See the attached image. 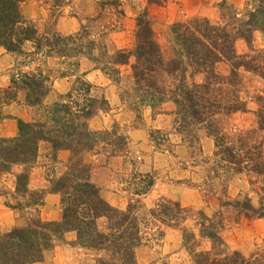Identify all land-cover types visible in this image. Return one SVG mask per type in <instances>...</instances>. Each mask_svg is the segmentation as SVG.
<instances>
[{
    "label": "rangeland",
    "instance_id": "obj_1",
    "mask_svg": "<svg viewBox=\"0 0 264 264\" xmlns=\"http://www.w3.org/2000/svg\"><path fill=\"white\" fill-rule=\"evenodd\" d=\"M221 1L165 0L161 4H149L147 0H65L61 6H54L51 1L44 3L42 0H25L21 6L23 14L39 29L40 34L46 33L50 39L55 34L61 37L75 35L68 41L66 47L81 49L77 58H64L52 54L60 57L59 66L54 70L53 75L69 76V90L72 85H79L76 84L78 77L86 81L90 79L100 85L106 76L119 88L118 98L110 100L101 93V87L93 86L89 81L90 92L84 95L80 91L81 95L77 98L79 103H84L88 101V97H91L93 114L86 118L81 115H66L63 120L68 121L66 128L58 127L60 123H54L51 120L52 115L48 112L49 106L57 101L58 97L47 96L48 92H46L41 97L40 103L28 104L35 109V117L31 121L46 122V129L51 133H54L55 129L61 132L72 131L73 128L83 131L84 129L79 127L83 120L88 129L93 131L89 137H84L85 143L76 145L73 153L68 150L69 154L63 161L57 159V151L64 148L53 150L49 144L41 142L40 152L28 169L29 174L33 172L31 176L29 175L30 179L28 176V182L32 188H36L31 191L41 190L39 186L42 185H48L50 189L53 179L62 175L67 170L66 166H70L74 160H79L88 165L90 180L92 179L91 181L99 187L100 195L112 206L123 210L130 197L139 200L134 212L139 218L143 239L134 250L135 264H193L191 250L194 252L207 250L212 243L198 234L195 239L185 243L182 229L197 232V221L200 218L212 217L222 222L223 244L218 245L215 251L217 254L212 253L211 257H221L235 250L250 258L264 255V216L254 215L250 210L255 208V211L264 213V207L260 208L264 204V174L248 171L250 167L241 173H236L230 168L221 166L223 161L219 160V156L217 157L215 145L216 138L222 134L231 141H237L240 135L245 136L252 144L258 143L263 136L262 131L258 129L256 112L260 105L264 104V74L261 75L257 70L258 64L260 66L264 64V36L259 31L254 32L252 48L255 51L253 55L257 57L255 68H240L235 76L236 84H230L223 79L229 74L230 65L227 63L216 65L215 70L221 75L217 80L222 82L214 85L216 94L220 93L226 97L222 100L225 101L223 103L237 99L245 108L231 112L222 109L211 121V129L207 127V120L197 123L188 115L180 120L181 116L176 114L178 106L170 99L160 104L155 102L153 106L149 103H136L135 98L144 92L145 86L137 87L134 83L131 69L134 58L131 57L129 63L124 65L113 62L114 54L118 50L133 48L136 17L143 11L147 13L161 53L164 59H167L174 51L171 24L193 16H204L212 22H217L221 16ZM31 2L36 3L38 7L35 4L31 5ZM227 2L242 14L255 5V0H227ZM67 19L76 21V28L69 32L67 28L63 29L58 25L59 21ZM235 48L239 55L248 50L247 44L242 39L236 41ZM28 56L30 58H27ZM28 56L25 58L31 65L28 68L23 67L26 69L23 73L41 71L46 77L50 90L53 81L48 75L47 66L45 67L43 62H38L40 59L36 58L38 55L34 58ZM103 67L105 70L102 69ZM84 70H88V74L83 73ZM19 74L11 80L10 92L15 97L14 88L23 89L24 101L27 104L28 89L22 84ZM204 77L205 73H192L187 69L183 78L184 83L191 87L193 84L203 83ZM174 81L165 74H161L158 79L160 89L164 91L171 89L169 85ZM153 93L157 96V93ZM146 99H149V96ZM119 106L133 115L135 126L140 125L145 112L151 115L158 112L168 113L169 125L150 132L151 150L157 153L174 151V154L180 155V152L175 151H178L177 146L181 144L184 146L182 155L184 157L189 155L190 159L187 162L178 161L175 167L189 173L174 171L169 174L168 171H161L158 167L160 165L157 168L151 167L148 173L141 172L139 167L145 158L131 151L126 135V124L122 118L120 116L118 119L113 118ZM213 107L217 108V105ZM100 118L108 119V123ZM85 153L87 156L84 160ZM113 158L119 159V169H115L110 164L109 160ZM18 170L17 166H12L9 172L0 174V233L18 226L16 224H21L19 227H23L32 218L56 221L61 216L60 195L58 198L57 195L54 196L53 199L48 195L49 192H46V200L41 206V204L34 205L33 201L29 200L28 194L22 196L15 192V186L13 188L12 185L15 182L14 174ZM149 177L152 178V184L146 188ZM179 182H185V185L197 189L200 199L191 200V194L183 193L180 189L182 184ZM145 188L146 192L142 195L130 194L134 189L139 191ZM180 192L187 202L182 203L179 200ZM235 200H247L245 210L252 214L249 216L239 214L236 207H233ZM171 201H176L186 210V214L172 217ZM151 211L154 213L152 214ZM156 213L167 220L170 218V222L164 224L157 221ZM97 223L103 229L106 220L100 217ZM74 239L73 231H67L62 236L54 238L51 246L43 250L40 260L30 264H95L96 258L104 255L101 251L79 246ZM105 255L107 256L108 253Z\"/></svg>",
    "mask_w": 264,
    "mask_h": 264
},
{
    "label": "trees",
    "instance_id": "obj_2",
    "mask_svg": "<svg viewBox=\"0 0 264 264\" xmlns=\"http://www.w3.org/2000/svg\"><path fill=\"white\" fill-rule=\"evenodd\" d=\"M24 1L0 0V45L8 51L21 53L26 42H33L35 49L33 54L45 56L55 53L64 58H77L81 49L66 47L68 41L75 35L61 37L55 34L50 39L46 33L40 34L39 29L22 12L21 6ZM42 1L44 3L51 1L54 6H61L65 2V0ZM147 1L149 4H161L165 0ZM254 4L250 10L242 14L227 0H222L221 16L217 22H212L204 16H193L173 22L170 31L174 41V51L167 59H164L161 53L146 11L140 13L136 17L133 48L118 50L114 54L113 61L115 64L124 65L129 63L131 57L134 58L131 63L134 83L137 87L145 86L144 92L135 98L136 103H149L153 106L155 102L160 104L170 99L178 106L176 114L181 116L178 117L180 120L187 115L197 123L207 120L209 129L212 128L211 121L215 114L222 109H226V112L243 110L245 106L241 105L239 100L233 99L232 102L223 103L225 101L222 100L226 97L220 93L216 94L214 85L222 82L217 80L221 75L215 68L219 63L230 65L229 74L223 77L230 84L237 83L235 76L240 68H255L257 57L253 55L255 51L252 48V41L255 31H259L264 36V0H255ZM238 39L244 40L248 47L247 52L241 55L235 48ZM263 67L264 64L261 66L258 64L257 70L261 75L264 74ZM102 69L105 70V67ZM187 69L192 73H205L204 82L187 86L183 78ZM161 74L175 80L169 85L171 89L168 91L160 89L158 79ZM19 75L22 84L28 89L27 104L40 103L41 97L49 91L46 77L41 71ZM78 83L79 85H72L69 92L60 95L58 100L49 106L51 120L56 124L60 123L58 127L66 128L68 121H63L66 115H81L86 118L93 114L92 98L88 97V101L84 103H79L77 98L81 95L80 91L84 95L90 92L91 83L80 77L77 78L76 84ZM153 92L157 93V96ZM148 96L149 99H146ZM214 105H217V108L213 107ZM256 115L258 129L263 133L258 143L252 144L248 137L241 135L237 141L228 140L229 137L223 134L216 138L217 157L219 156V160L223 161L221 166L230 168L236 173H241L250 167L248 171L264 174V104L260 105ZM46 124L40 120H18L16 136L0 138V174L9 172L12 166H17L19 170L14 174V190L22 196L28 194L29 200L33 201L34 205L42 204L45 190L29 189L28 169L38 156L41 142L49 144L53 150L64 148L73 153L76 145L85 143L84 137L93 134L84 120L79 125L84 129L83 131L73 128L72 131L61 132L55 129L54 133H51L46 129ZM70 160L72 161V157ZM66 168L62 175L53 179L49 189L60 195L62 205L60 219L43 221L32 218L23 227L16 226L0 233V264H30L38 261L42 257L43 250L51 246L52 240L67 231L74 232V241L79 246L104 253L103 256L96 258L95 264H135L134 250L143 239L139 218L134 212L139 200L130 197L126 208L118 209L100 195L99 187L89 178L88 165L74 160ZM151 179L149 177L146 188L152 184ZM146 188L139 191L134 189L130 194L142 195L146 192ZM171 202L172 217L186 214V210L176 201ZM246 204L247 200H235L233 207H236L239 214L249 216L252 213L245 210ZM263 207L264 204L260 208ZM250 210L254 215L264 216V213L255 211V208ZM155 216L157 221L164 224H168L171 220L157 213ZM100 217L106 220L103 229L97 223ZM197 222V232L182 229L184 242L195 239L198 234L212 245L207 250L195 252L191 250L193 264H264V255L250 258L237 250L221 257H211L212 253L217 254L215 251L218 245L223 244L222 222L216 217L200 218ZM105 253L108 255L106 256Z\"/></svg>",
    "mask_w": 264,
    "mask_h": 264
},
{
    "label": "crops",
    "instance_id": "obj_3",
    "mask_svg": "<svg viewBox=\"0 0 264 264\" xmlns=\"http://www.w3.org/2000/svg\"><path fill=\"white\" fill-rule=\"evenodd\" d=\"M34 4L36 5V7H38L36 3L31 2V5ZM58 25L61 26L63 29L67 28L69 32L72 29L76 28V21L74 19H67L66 21H59ZM32 48H34V43L26 42L23 46V52L18 53V52L8 51L3 46L0 45V138H12L16 136L18 132V127H17L18 120L31 121L35 117L34 107L29 106L24 101L23 89L19 87L17 89L14 88L15 90L14 92L16 93L15 97L12 96L10 92V89H12L11 80L14 77H16L19 73H23L24 71H26V69H24L23 67L28 68L31 65L29 64V60L27 59L30 58L28 55L33 56V58L35 55H37V54H33L34 50ZM26 56L28 57L25 58ZM36 58H40L38 59V62L41 63L43 62L45 67L47 66L48 75L52 78L53 81L50 86V90L47 93V96H53L54 98H56L59 97L61 94L66 93L70 88L69 76L65 75V76L55 77V75H53L54 70H56L59 66L60 57H57L52 54L45 56H41V54H39ZM38 65L39 63H37V68H39ZM29 70L32 71V69ZM86 72L88 74L89 71L88 70L83 71V73ZM105 77L103 82L100 83V85L94 83L90 79L88 80L91 83H93V86L96 85L97 87L98 86L101 87L100 88L101 93H103L106 99L108 98L110 100L117 99L118 89H119L118 86L112 83L109 78L106 77L107 79H105ZM116 110L117 113L113 115V118L118 119V117L120 116L123 122L126 124L125 125L126 135H127V139L129 140L131 151L135 152V154L138 155L140 154L141 157L145 158L144 162H142L141 166L139 167V170L141 172L148 173L151 167L157 168V166L160 165L158 166L159 169L163 172L168 171L169 174L174 173V171L189 173L188 171L179 168L176 169L175 167L178 161L187 162L188 159H190L189 155L185 157L182 155L184 154L183 153L184 146H182L181 144L180 145L178 144L177 146L178 151L177 150L175 151V152H180V155L174 154L173 153L174 151L172 153L169 151H165L163 153H157V152H152L151 150L152 146L150 145V140H149L150 132L155 129H161L169 125L170 118L168 113L158 112L151 115L149 112H145V114L142 117V121L140 125L135 126L132 114H130L127 110H123L121 106L117 107ZM100 119L103 121L105 120L102 118ZM105 121L108 123V119ZM40 149L41 148H39V152ZM87 153L83 155V158L87 156ZM68 154H69L68 150L59 149L57 151V159L59 161H63L68 156ZM118 160H119L118 158H113L109 160L110 164L115 169H119ZM32 173L33 172H31L29 175L31 176ZM179 183L182 184L180 189H182L183 193L185 192L191 194L190 197L191 200L196 201L200 199L199 191L197 189L193 188L192 186L185 185V182H179ZM12 187L14 188V185H12ZM28 187L29 189H36V188H32L29 182H28ZM39 188L45 190L43 194V202L46 200V196H45L46 192H49L48 195L50 196V198L53 199L54 196L57 195L56 198H58L59 196V194L50 191L48 185H42L41 187L39 186ZM181 194L182 193L180 192L178 196H180ZM179 200L182 201V203L187 202V200L182 195L180 196ZM43 202L41 206L43 205ZM16 225L20 226L21 224H16Z\"/></svg>",
    "mask_w": 264,
    "mask_h": 264
}]
</instances>
